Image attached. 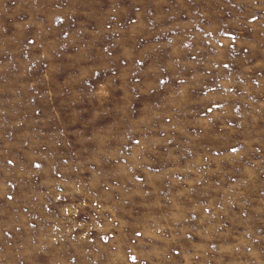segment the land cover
<instances>
[{"label": "rangeland", "instance_id": "1", "mask_svg": "<svg viewBox=\"0 0 264 264\" xmlns=\"http://www.w3.org/2000/svg\"><path fill=\"white\" fill-rule=\"evenodd\" d=\"M0 264H264V0H0Z\"/></svg>", "mask_w": 264, "mask_h": 264}]
</instances>
